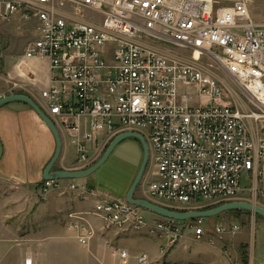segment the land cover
I'll list each match as a JSON object with an SVG mask.
<instances>
[{
  "label": "built area",
  "instance_id": "built-area-1",
  "mask_svg": "<svg viewBox=\"0 0 264 264\" xmlns=\"http://www.w3.org/2000/svg\"><path fill=\"white\" fill-rule=\"evenodd\" d=\"M251 3L0 0L8 14L20 12L37 22L36 38L18 66L27 72L30 59L49 61L50 82L40 90L39 104L58 128L83 134L78 168L92 162L88 142L109 144L123 132L141 133L153 165L147 198L177 211L209 209L242 194L264 207V127L259 129L264 121V24L250 16ZM159 41L210 59L232 84L208 74L199 63L161 52L155 46ZM184 86L196 87L197 103L182 91ZM232 86L255 109L227 100ZM56 181H45L43 189ZM70 189L79 191V186L73 182ZM88 196L95 201L90 212L68 215L83 246L94 232L87 215L98 217L104 227L149 233L163 242L162 255L178 245L187 229L197 240L207 233L205 218L180 225L160 216L149 219L145 209L125 197L83 194ZM237 230L236 224L219 223L214 231L221 236ZM252 252L249 264H261L255 262L254 248ZM115 253L129 264L128 250ZM135 260L151 264L146 252Z\"/></svg>",
  "mask_w": 264,
  "mask_h": 264
},
{
  "label": "rangeland",
  "instance_id": "rangeland-1",
  "mask_svg": "<svg viewBox=\"0 0 264 264\" xmlns=\"http://www.w3.org/2000/svg\"><path fill=\"white\" fill-rule=\"evenodd\" d=\"M218 2L219 4H225L226 0H218ZM249 12L255 22L264 24V0H252ZM33 21H30L28 24L13 21L7 28L0 30V39L2 43L0 74H6L4 67L6 66L7 58L10 55L19 54L21 50L24 52L30 41L34 39L36 24ZM157 44L159 45L155 46L161 52L181 59L183 58L187 61L199 63L208 74H212L224 82H230L225 73L220 71L214 64L210 63V59L202 57L195 52L177 48L160 41L157 42ZM20 47H22V49H20ZM232 89H234L233 92L231 94L227 93V97H225L227 100L233 102L242 109H255L249 104L247 98L238 87L232 86ZM182 91H188L193 95L191 99L192 103L198 102L196 87L184 86ZM259 123V129L264 127V121ZM261 133L263 132L261 131ZM108 145V142L105 141L104 147L102 146L99 151L97 150L91 153L90 156L93 155L92 157L94 158L89 164L90 166L102 156ZM75 156L74 152L71 153L68 157V161H72ZM142 160L143 149L140 142L135 138L124 139L115 147L106 162L94 174L85 179L87 185L98 191L105 192V195L125 197L127 193L126 190L128 187L130 188L134 181ZM152 171L153 165L150 160L146 174L137 188L136 195L138 197H143L142 194H144V191L147 189ZM85 180L81 179L79 181ZM242 184H248L246 176L242 178ZM238 200L250 201L247 194H242L241 199ZM44 201L42 197L36 198L35 207L38 209ZM212 206L215 205L212 204ZM36 208L34 211L30 210V213H28V215L26 214L23 220L19 218L14 221L18 218L17 216L12 220L18 223L15 225V232L17 234L16 243L21 245L22 239L27 238L28 235L31 237L34 234L38 235V233L44 232L45 234L57 233L58 236L62 238L61 242L59 240L51 242L45 239L47 241L40 246H43L46 256H37L36 264H113L112 262L115 257L112 256V253L117 255L115 251L118 249L128 250L131 255L146 252L152 259L151 264H200L189 262L187 259L189 258L187 253L194 252L198 249L211 252L218 264H229L230 261L234 262V264H249L253 248L255 262L264 264V218L250 211L243 210L242 212H237L233 210L214 217L205 218L204 226L207 230L206 240L187 243L185 239L184 241H186L187 245L186 249H181L182 241L180 240L178 245L166 256H163L164 258H161L158 246L163 242L158 238L151 237L147 232L136 231L131 228H108L104 227L105 225L103 223L102 225L92 224L94 232L92 238L85 247L79 243L77 233L70 229V227L67 228L64 221L62 223L59 219L61 218L60 215H49L47 213L48 211H46L41 214V217L45 219V221L42 222V220L39 221L37 218L40 212H38ZM144 211L147 216L151 215V217L161 219L158 215L150 211ZM89 216L90 215H87L86 219L90 222ZM49 217H52V221L54 220L58 223L56 229L53 228V222L48 221L47 218ZM195 220L196 219L180 221V225L188 224L189 222L194 223ZM219 223L225 226L236 224L238 230L235 233L226 231L220 236L214 232L215 226ZM185 232L186 231H184V233ZM190 232L191 231H189V233ZM73 235L76 237V241ZM25 244L28 245V243ZM49 253H51V257L48 255ZM227 256L230 257V260ZM245 257L247 258V262L245 261ZM11 260H14V258L12 257ZM27 260L28 258H26L25 264ZM12 264H17V262L14 261Z\"/></svg>",
  "mask_w": 264,
  "mask_h": 264
},
{
  "label": "crops",
  "instance_id": "crops-1",
  "mask_svg": "<svg viewBox=\"0 0 264 264\" xmlns=\"http://www.w3.org/2000/svg\"><path fill=\"white\" fill-rule=\"evenodd\" d=\"M13 21H19L22 24L30 22L20 12L8 14L7 7L0 5V30L7 28ZM33 22L37 27V22L35 20ZM25 51L22 52L21 50L19 54L10 55L7 58L4 67L6 74H0V97L13 93H24L40 103V90L46 88L50 82V63L47 59H30L26 69L28 73L22 72L18 65ZM58 129L63 145L61 156L54 169H79L78 143L83 140V134L71 135L65 129ZM87 144L89 156L92 152L99 151L102 146H105L103 143L95 146L91 141ZM55 151L56 140L53 133L32 107L24 102L16 101L0 108V264H12L14 261L17 264H25L26 258L32 259V264H36L37 256H46L43 246L40 245H43L47 240L51 242L59 240L61 242L62 238L57 233L45 234L43 231L44 233L34 234L31 237L28 235L27 238L22 239L21 245L16 243L15 225L18 223L14 221L19 218L23 220L24 216L30 213V210H35L36 198L42 197L45 200L38 209L36 208L40 212L39 217H37L39 221H45L41 214L48 211L49 215H60L61 218L59 219L62 223L64 221L68 228L70 212H90L92 209L95 202L93 197L88 196L85 199L83 194L94 192L96 195L102 196L103 194L105 196V192L88 187L85 179H83L85 181L58 180L54 187L45 191L43 189L45 182L43 174ZM73 152L76 155L75 158L68 161L69 155ZM92 156L90 159L93 160L94 157ZM73 182L79 186V191L70 189ZM142 195L147 198L145 191ZM16 216L18 218L14 220ZM148 217L149 219H156L151 215ZM47 219L52 221V217ZM89 219L91 224L102 225L96 216L90 215ZM52 222L53 228L56 229L58 223L54 220ZM189 231L191 232L189 233ZM206 237L205 235L202 240H206ZM74 239L76 241L75 236ZM185 239L187 243L199 241L195 238L193 230L188 229L181 239V249L187 247ZM160 246L161 244L158 246L159 254L161 258H164L163 256L167 254L162 255ZM48 255L50 256L51 253ZM112 256L115 257L113 264H122L118 255L112 253ZM135 256H131L129 264H138ZM187 256H189L187 258L189 262L218 264L209 251L198 249L187 253ZM12 257L14 260H11ZM228 258L230 260V257ZM150 260L152 263L151 257ZM229 264H234V262L230 261Z\"/></svg>",
  "mask_w": 264,
  "mask_h": 264
},
{
  "label": "water",
  "instance_id": "water-1",
  "mask_svg": "<svg viewBox=\"0 0 264 264\" xmlns=\"http://www.w3.org/2000/svg\"><path fill=\"white\" fill-rule=\"evenodd\" d=\"M2 53V43L0 39V57ZM24 102L32 107L35 112L40 116V118L46 123L51 132L53 133L56 140V151L48 165L46 166L43 174V179L45 181L51 180H80L86 179L90 175L94 174L109 158L115 147L124 139L135 138L138 140L143 149V160L138 170V173L132 182L125 198L127 202L136 205L142 209L150 211L160 217L178 220V221H188L192 219L208 218L220 215L221 213L233 210H245L260 215L264 218V207L245 200H234L223 203L219 206L212 207L204 210H193V211H177L169 209L159 203H156L146 197H138L136 195L137 188L139 187L141 181L143 180L149 162H150V147L146 138L138 132H123L117 135L108 145L102 156L91 166L82 169H54L55 164L59 160L62 152V138L58 127L51 120V118L43 111L40 104L33 99L31 96L24 93H13L3 97H0V108L8 105L12 102Z\"/></svg>",
  "mask_w": 264,
  "mask_h": 264
},
{
  "label": "trees",
  "instance_id": "trees-1",
  "mask_svg": "<svg viewBox=\"0 0 264 264\" xmlns=\"http://www.w3.org/2000/svg\"><path fill=\"white\" fill-rule=\"evenodd\" d=\"M128 188H129V187H128ZM128 188H127V190H129ZM127 190H126V192H127ZM218 206H219V205H218ZM235 211H237V212H242L243 210H235ZM246 260H247V258L245 257V261H246ZM246 262H247V261H246Z\"/></svg>",
  "mask_w": 264,
  "mask_h": 264
}]
</instances>
